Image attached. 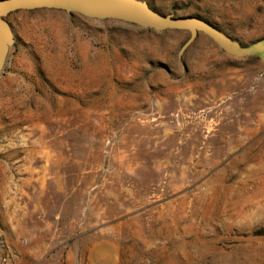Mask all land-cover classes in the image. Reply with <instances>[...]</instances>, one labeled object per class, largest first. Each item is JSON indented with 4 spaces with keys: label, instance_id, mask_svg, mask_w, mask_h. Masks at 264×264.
I'll list each match as a JSON object with an SVG mask.
<instances>
[{
    "label": "rangeland",
    "instance_id": "374dc122",
    "mask_svg": "<svg viewBox=\"0 0 264 264\" xmlns=\"http://www.w3.org/2000/svg\"><path fill=\"white\" fill-rule=\"evenodd\" d=\"M249 45L264 0H145ZM0 264H264V59L209 36L10 13Z\"/></svg>",
    "mask_w": 264,
    "mask_h": 264
},
{
    "label": "water",
    "instance_id": "95a60500",
    "mask_svg": "<svg viewBox=\"0 0 264 264\" xmlns=\"http://www.w3.org/2000/svg\"><path fill=\"white\" fill-rule=\"evenodd\" d=\"M58 9L97 19H116L152 29H185L190 37L181 48L183 52L199 33L209 36L223 51L237 56L257 55L264 59V38L243 45L218 27L197 16H175L154 9L145 0H0V70L9 47L14 41L7 16L18 10Z\"/></svg>",
    "mask_w": 264,
    "mask_h": 264
}]
</instances>
